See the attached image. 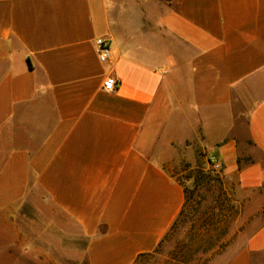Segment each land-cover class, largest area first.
Segmentation results:
<instances>
[{
	"label": "crops",
	"instance_id": "crops-1",
	"mask_svg": "<svg viewBox=\"0 0 264 264\" xmlns=\"http://www.w3.org/2000/svg\"><path fill=\"white\" fill-rule=\"evenodd\" d=\"M198 153L255 213L208 264H264V0H0V264H136Z\"/></svg>",
	"mask_w": 264,
	"mask_h": 264
},
{
	"label": "rangeland",
	"instance_id": "rangeland-1",
	"mask_svg": "<svg viewBox=\"0 0 264 264\" xmlns=\"http://www.w3.org/2000/svg\"><path fill=\"white\" fill-rule=\"evenodd\" d=\"M245 143V151L252 152L250 144ZM245 154L242 158L246 159L249 153ZM198 163L213 181L195 188L193 176L187 177L196 166L178 172L188 189L184 215L157 250L141 257L136 264H208L251 226L255 213L248 209L245 198L236 196V175L226 179L221 168L207 164L203 153H198Z\"/></svg>",
	"mask_w": 264,
	"mask_h": 264
},
{
	"label": "built area",
	"instance_id": "built-area-1",
	"mask_svg": "<svg viewBox=\"0 0 264 264\" xmlns=\"http://www.w3.org/2000/svg\"><path fill=\"white\" fill-rule=\"evenodd\" d=\"M97 45V53L101 62L106 63L111 56V44L106 38H99L96 41ZM103 87L105 90L109 92H114L118 88V80L114 76H108V78L104 81ZM211 161V166L213 168H220L219 164L215 161Z\"/></svg>",
	"mask_w": 264,
	"mask_h": 264
},
{
	"label": "trees",
	"instance_id": "trees-1",
	"mask_svg": "<svg viewBox=\"0 0 264 264\" xmlns=\"http://www.w3.org/2000/svg\"><path fill=\"white\" fill-rule=\"evenodd\" d=\"M210 163H211V161H210ZM187 168L192 169V168H190L189 164H186V165H185V170H186ZM193 174H194V175H193ZM192 176H193V178H194V186H195V188L198 187V186H201V185H203V184H208V183H210L211 181H213V179H211V176L209 175V173L206 172V171L204 170V168H202V167L200 166L199 163H197L196 168L190 170V173H189V175H188L187 178H188V179H189V178H192ZM187 191H188V189L185 187V193H186V194H187ZM186 197L188 198V195H186ZM185 204H186V202H185ZM185 207H186V206H184L183 210L181 211V214L179 215L177 221H176L175 224L172 226L171 231H170L168 234H170V233L175 229V227L177 226V224H178L180 218H182V216L184 215ZM207 224H208V222H207ZM168 234H167V235H168ZM166 237H167V236H166Z\"/></svg>",
	"mask_w": 264,
	"mask_h": 264
}]
</instances>
